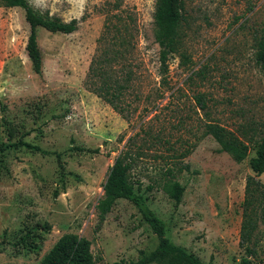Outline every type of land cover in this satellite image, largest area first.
Masks as SVG:
<instances>
[{"label":"rangeland","instance_id":"obj_1","mask_svg":"<svg viewBox=\"0 0 264 264\" xmlns=\"http://www.w3.org/2000/svg\"><path fill=\"white\" fill-rule=\"evenodd\" d=\"M26 1L43 15L76 18L78 25L72 33L37 27L42 72L36 74L25 50L23 8L0 6V264H43L64 234L89 240L94 264H129L152 252L157 236L126 199L94 231L109 167L141 128L161 142L147 136L143 145L137 137L144 155L132 177L164 221L166 236L203 264H241L246 253L239 230L254 150L235 161L203 133V124L217 122L241 138L242 132L264 135V71L255 61L257 41L264 38V0H183V45L168 60L165 86L153 36L155 0ZM104 8L133 20L127 38L140 80L126 95L134 108L129 124L83 83ZM159 88L163 97L155 96ZM19 140L44 152L12 145ZM173 163L175 177L162 179L161 169ZM259 179L264 184V172ZM173 181L183 187L179 201ZM253 243L250 264H264L260 218Z\"/></svg>","mask_w":264,"mask_h":264},{"label":"trees","instance_id":"obj_2","mask_svg":"<svg viewBox=\"0 0 264 264\" xmlns=\"http://www.w3.org/2000/svg\"><path fill=\"white\" fill-rule=\"evenodd\" d=\"M0 6H19L24 10V17L29 25V35L25 45L27 56L31 62L32 70L36 74L42 72V57L37 44V27H42L51 33H72L76 30L78 19L73 18L63 21L51 18L35 11L26 0H0ZM114 7L119 8L116 4ZM114 8V9H116ZM111 8H104L105 15L103 29L97 38V46L92 55L88 70L84 78V86L101 100L106 102L128 124L130 123L133 109L129 108L126 99L127 93L140 80L135 63L132 62L131 45L127 38L128 23L126 16L111 12ZM153 36L159 47L158 51V75L159 83L167 84L168 60L171 55L179 53L183 45L181 22L183 20V0H155L153 10ZM123 23V25H122ZM122 25V27H121ZM133 46V45H132ZM133 48V47H132ZM130 56V57H129ZM255 61L264 71V38L257 41ZM138 65V64H136ZM160 88L156 90V97H163ZM149 97V95H147ZM195 100L201 108L205 107L202 94L195 95ZM203 133L211 135L220 145L221 150L228 152L232 158L240 162L244 160L251 149L254 155L249 159V167L252 174L248 175L244 188L243 217L239 230V245L244 249L246 257L241 264H250L247 257L256 253L255 243H252L254 231L257 228V218L264 221V184L259 176L264 172V135L256 136L242 132L243 138L238 137L232 131L214 121H206L203 124ZM143 135L140 136V132ZM161 142L160 137L152 135L149 129L141 128L129 135L109 167L105 182L102 186L103 194L98 200L97 222L94 231L100 230L108 213L111 212L119 199L130 201L140 213L143 221L156 234L158 244L149 254H143L141 258L129 264H148L153 261H166L167 264H203L201 260L184 248L173 243L166 236L164 221L148 206L143 193L140 192L141 183L133 179L132 172L144 155L143 145L146 137ZM137 137L144 142L138 143ZM169 140H164L168 143ZM12 145H21L26 148L42 151L38 145L19 140ZM172 148V146H170ZM187 148L177 154L174 159L183 157L190 151ZM167 165L161 169L162 179H173L175 167ZM181 169V166L177 167ZM149 188L151 186H148ZM172 193L177 201L181 198L183 187L176 181L171 183ZM259 209V211H257ZM91 242L85 238H78L75 234H64L54 244L50 252L43 258V264H94L95 260L89 246ZM121 264V263H115Z\"/></svg>","mask_w":264,"mask_h":264}]
</instances>
